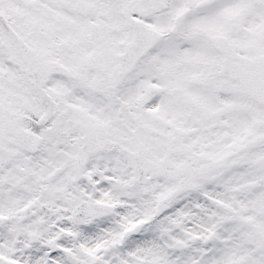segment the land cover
<instances>
[{
	"label": "snow or ice",
	"instance_id": "1",
	"mask_svg": "<svg viewBox=\"0 0 264 264\" xmlns=\"http://www.w3.org/2000/svg\"><path fill=\"white\" fill-rule=\"evenodd\" d=\"M0 264H264V0H0Z\"/></svg>",
	"mask_w": 264,
	"mask_h": 264
}]
</instances>
